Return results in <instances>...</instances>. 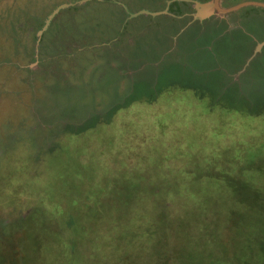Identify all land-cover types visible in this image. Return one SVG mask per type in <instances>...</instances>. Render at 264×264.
<instances>
[{"label":"rangeland","instance_id":"374dc122","mask_svg":"<svg viewBox=\"0 0 264 264\" xmlns=\"http://www.w3.org/2000/svg\"><path fill=\"white\" fill-rule=\"evenodd\" d=\"M208 1L0 0V264H264V9Z\"/></svg>","mask_w":264,"mask_h":264},{"label":"trees","instance_id":"16d2710c","mask_svg":"<svg viewBox=\"0 0 264 264\" xmlns=\"http://www.w3.org/2000/svg\"><path fill=\"white\" fill-rule=\"evenodd\" d=\"M54 160H56V157H52ZM49 176H50V174L48 173V172H46L45 173V178L49 181L50 179H49ZM44 185H46L45 183H43V185H41V184H30L29 186H28V192H29V196H26L27 198L28 197H31V198H28L29 199V201L30 202H32V201H34L35 203H34V207L33 208H31V209H28V213L26 214V216H25V220H27L28 218H30L31 216H32V214H35V213H39L40 212V214L41 213H43V211H44V217L46 218L45 219V223H48V220H50L51 219V217L53 216H49V213H47L46 212V210H44V208H43V204L42 203H45L46 202V198L48 197V199L50 200V201H53V198H56L58 195H60V193L58 192V190L56 191V190H53L52 191V189L51 188H49L47 185L44 187V189H45V191L42 189L43 188V186ZM32 188H34V190H35V192L32 190ZM40 190H42L43 192H42V194H39V191ZM59 191H61L60 189H59ZM36 193V194H35ZM58 200L60 199V196H59V198H57ZM30 204V203H29ZM57 207V206H56ZM59 208V207H58ZM58 211H56L55 213H57ZM65 219V218H64ZM66 219H69V221H68V227H71V226H73L74 225V221H73V219L71 218V217H69V218H66ZM61 222H63V221H61ZM61 226H62V228L64 229V230H66L65 228H67V225L64 223V225H63V223H61ZM66 232H68V230H66ZM59 244H61V243H63L64 242V240L63 239H59ZM64 252H66L67 254H66V256L68 255V252H69V250L68 249H66V248H64Z\"/></svg>","mask_w":264,"mask_h":264},{"label":"water","instance_id":"95a60500","mask_svg":"<svg viewBox=\"0 0 264 264\" xmlns=\"http://www.w3.org/2000/svg\"><path fill=\"white\" fill-rule=\"evenodd\" d=\"M66 5L60 6L58 9L55 10V13L62 7ZM247 6H258V7H264V2L260 1H244L241 3H238L235 6H231L229 8L222 7L220 4V0H210L205 3H196V9L198 10V13H196L194 16L195 18L204 17L206 15H214L218 14L220 16H224L229 13L237 12L243 7ZM203 12V13H202Z\"/></svg>","mask_w":264,"mask_h":264},{"label":"crops","instance_id":"0c3cea01","mask_svg":"<svg viewBox=\"0 0 264 264\" xmlns=\"http://www.w3.org/2000/svg\"><path fill=\"white\" fill-rule=\"evenodd\" d=\"M220 4H221V6L222 7H225V8H229V7H231V6H235V5H237L238 3H234V2H232V0H220ZM244 8V7H243ZM260 8H262V9H264L263 7H260ZM238 12V11H237ZM244 11H241V15H244V13H243ZM195 13H198V11L197 12H195ZM234 13V12H233ZM233 13H229V14H233ZM236 13V12H235ZM215 15V14H214ZM214 15H211V16H214ZM207 16H209V15H206L205 17H207Z\"/></svg>","mask_w":264,"mask_h":264},{"label":"flooded vegetation","instance_id":"af4514ba","mask_svg":"<svg viewBox=\"0 0 264 264\" xmlns=\"http://www.w3.org/2000/svg\"><path fill=\"white\" fill-rule=\"evenodd\" d=\"M194 0H189V4H194V2H193ZM233 1H235V0H233ZM249 12H247V13H245L244 14V17L245 18H247L245 15H247ZM250 15H255L254 13H252V14H250Z\"/></svg>","mask_w":264,"mask_h":264}]
</instances>
